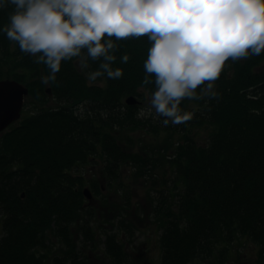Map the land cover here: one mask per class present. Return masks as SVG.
Wrapping results in <instances>:
<instances>
[{
	"label": "trees",
	"instance_id": "obj_1",
	"mask_svg": "<svg viewBox=\"0 0 264 264\" xmlns=\"http://www.w3.org/2000/svg\"><path fill=\"white\" fill-rule=\"evenodd\" d=\"M0 3L5 5L0 7V80L19 81L30 94L22 119L0 138V264H84L72 234L82 222L79 235L94 249L91 222L97 207L84 204L83 191L87 183L96 195L102 189L79 168L97 165L99 157L107 163L104 171L112 184L122 180L119 168L126 164L131 178L149 179L161 161L155 153L162 157L165 149L145 146L153 156L133 153L129 136L126 146L116 137L143 128L156 134L168 130L176 138L174 155L166 159L175 169L178 199L169 206L170 194L157 198L152 214L163 222L161 264H190L201 255L221 260L237 242L251 244L264 264V52L226 62L214 84L216 95H200L197 89L198 98L182 101L181 109L191 119L173 130V124H162L163 118L141 119L137 105L126 103L144 92L151 97L155 90L154 84L143 83L151 46L147 37L113 38L117 59L112 67L123 69L120 79L105 74L93 83L88 73L98 70L101 61L88 60L85 68L80 58H73L62 62L54 81L44 83L47 66L35 63L2 30L14 6L8 0ZM125 54L130 59L122 63ZM52 99L55 106L49 104ZM194 127L208 128L205 142L191 138ZM121 221L123 231L132 235ZM49 234L65 246L52 259ZM117 236L108 233L104 243L114 264L125 260Z\"/></svg>",
	"mask_w": 264,
	"mask_h": 264
},
{
	"label": "clouds",
	"instance_id": "obj_2",
	"mask_svg": "<svg viewBox=\"0 0 264 264\" xmlns=\"http://www.w3.org/2000/svg\"><path fill=\"white\" fill-rule=\"evenodd\" d=\"M14 6L2 29L22 52L44 64L48 83L62 62L101 61L88 73L120 79L115 40L147 37L144 84H154L148 114L163 124H182L191 114L181 109L185 99L212 95L226 68L264 52V0H8ZM5 5L0 3V7ZM130 59L121 57L122 63ZM144 112H141L143 115Z\"/></svg>",
	"mask_w": 264,
	"mask_h": 264
},
{
	"label": "rangeland",
	"instance_id": "obj_3",
	"mask_svg": "<svg viewBox=\"0 0 264 264\" xmlns=\"http://www.w3.org/2000/svg\"><path fill=\"white\" fill-rule=\"evenodd\" d=\"M261 69H264V65L263 67H261ZM89 81L93 83H100L97 79L94 81ZM135 98L139 101L137 108L139 109L141 119H159L154 113H147L150 97L147 96L145 92L144 97L142 96V98ZM29 101L30 99L27 98L25 102L26 106ZM49 104L55 106L56 103L52 99ZM26 106L24 111L27 108ZM24 111L22 112V115L24 114ZM142 111L144 112L143 115H141ZM159 121L161 120L159 119ZM174 126L175 125H172V129L174 128ZM209 133L210 131L207 127H194V129L192 128L190 136L191 138H196V140L202 143L205 142L209 137ZM171 135L172 133H170L168 130H164L160 134H156L144 128L143 130L139 129L133 132H130L129 130L117 132L116 137L117 139H119L121 144L126 146L127 136H129L134 141L133 151L130 152L141 154L147 152L148 154L152 155V151L150 152V150L146 149L145 146H158L165 149L164 156L162 157L158 155L159 153H155L158 156L156 158L161 159V161L159 163V166L155 167V171H151L153 173L152 177L150 172L148 173L149 179L147 177L145 179L139 178L138 180L131 178V166L130 164H126L125 166L119 168V174H121L122 180L118 181L119 184L117 182H115V184H112L108 181V178L106 177V173L104 171L107 163L105 162V159H101L99 157L95 160V162H97V165H88L84 167V169L79 168V170L82 169V172H80L81 174H85L86 178H88L89 181H96L99 184V187L102 189L101 194L96 195L95 193H93L91 184L87 183L84 187V190L85 188H89L90 192L93 195V200L90 205H92L93 207L95 206V208L97 207L96 211L94 212L95 214L97 213L96 219L92 220L91 222L94 232V242L92 243L94 249H91L93 251L89 250L87 246L90 245H88L87 242L83 241L82 236L79 235V230H77L81 227L82 222L79 221L78 223H76L75 235L72 234V238L76 240V242L79 241L80 243V257L82 261L85 262L84 264H111L110 258H108L105 254L106 244H104L107 240L106 235L108 233H110V236H117L116 234H118L117 238L123 237L125 235L127 237H125V239H131V237H134V235H137L138 233H140L141 236L137 235L135 236V239L138 238V236L142 238L152 233L154 234L155 239V249L157 251L156 254L160 257V255L162 254L160 236L162 234L163 222H159V216L152 217V214L154 213V204L156 203L157 198H161L162 196L167 197L170 194L171 196L169 197L170 201L168 202V204L169 206H174L176 202L175 198L178 199V196L176 195L177 197H174V194H177V191L179 189L178 186V188L176 187L177 189L174 186V183L177 181V176L174 175L175 169L169 162L170 160H167L172 159L175 152V146H173V144L176 138ZM170 137L172 138L171 140ZM155 148L156 147H154V149ZM125 150L128 149L125 148ZM151 179H159L160 181L155 184V182H152ZM117 189H120L121 192H118ZM153 198L156 200H154ZM87 203L88 201L86 199L84 204L86 205ZM125 203H127L128 205L126 211H118V209ZM134 213H139V215H141V218L132 217V214ZM110 219L113 220L109 222L108 220ZM121 220H124V222H126L128 225L133 224L129 225V227L132 231L134 229L136 233L134 235H127L126 231L122 232L123 228L120 227V225H122ZM96 238L98 239L96 240ZM49 240V247L53 252L49 253V257H51L52 259L54 256H57V254H60V250L65 246L62 244L61 239L58 236L49 234ZM124 244L125 246L127 244L129 245L127 240ZM242 247L241 244L237 242L229 246L231 250L230 254L225 256L224 258L222 257L221 260L219 259V256H213L209 258L206 255H201V257L198 256L190 264H229L232 262H234L235 264H259V257L257 256L258 251H255L254 247H252L251 244H247ZM219 248L220 250L225 249V246H221ZM43 253L45 254V252ZM48 260L49 262L51 261L47 258V262Z\"/></svg>",
	"mask_w": 264,
	"mask_h": 264
},
{
	"label": "water",
	"instance_id": "obj_4",
	"mask_svg": "<svg viewBox=\"0 0 264 264\" xmlns=\"http://www.w3.org/2000/svg\"><path fill=\"white\" fill-rule=\"evenodd\" d=\"M46 92L50 95L51 89ZM29 87L15 80H0V138L11 125L22 119V112L25 108L26 99L29 97ZM127 105H138L139 101L135 96L127 98ZM83 194L89 202L93 200V195L89 188H85Z\"/></svg>",
	"mask_w": 264,
	"mask_h": 264
},
{
	"label": "flooded vegetation",
	"instance_id": "obj_5",
	"mask_svg": "<svg viewBox=\"0 0 264 264\" xmlns=\"http://www.w3.org/2000/svg\"><path fill=\"white\" fill-rule=\"evenodd\" d=\"M134 218H138L139 213H134L132 214ZM133 225V224H129ZM140 230V229H138ZM124 232V231H122ZM132 232V230L130 231ZM132 235H134L136 232L133 229ZM138 232V231H137ZM129 234V233H126ZM137 235H140L138 233ZM131 237V239H125V235L123 237H118L119 243H121L123 246L121 248L122 252L124 253V258L125 260L122 261L120 264H161L162 263V254L160 257L156 254V245H155V239H154V234L150 233L149 235L145 237H140L135 239V236ZM127 238V237H126ZM133 238V239H132ZM127 240L129 245L127 244L125 246V241ZM159 240V238H158ZM107 256V254H106ZM108 257V256H107ZM111 264H114L112 262V259H110ZM116 264V263H115ZM229 264H235L234 262L229 263Z\"/></svg>",
	"mask_w": 264,
	"mask_h": 264
}]
</instances>
